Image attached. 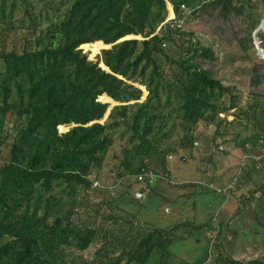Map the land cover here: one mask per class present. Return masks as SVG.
<instances>
[{
    "label": "trees",
    "instance_id": "trees-1",
    "mask_svg": "<svg viewBox=\"0 0 264 264\" xmlns=\"http://www.w3.org/2000/svg\"><path fill=\"white\" fill-rule=\"evenodd\" d=\"M168 3L178 15L193 0H72L52 24L54 42L21 53L0 51V139L12 138L10 158L0 166V264H55L65 247L91 246L96 230L73 220L63 195L92 186L90 176L113 144L112 131L127 126L132 147L124 150L122 165L133 174L136 158L142 166L153 153L165 159L157 138L166 135L172 115L191 133L201 122L218 124L235 107L236 87L195 63L214 59V52L168 20ZM212 3L225 15L250 17L253 10V0ZM167 41L180 43L179 61L165 54ZM82 48L90 58L106 49L91 60ZM158 57L177 68L173 82L165 80ZM130 81L146 86L145 101ZM99 98L117 103L107 118L110 104ZM64 125L70 129L60 133ZM170 244L168 232L156 231L127 264H146L154 249L165 253Z\"/></svg>",
    "mask_w": 264,
    "mask_h": 264
},
{
    "label": "rangeland",
    "instance_id": "rangeland-1",
    "mask_svg": "<svg viewBox=\"0 0 264 264\" xmlns=\"http://www.w3.org/2000/svg\"><path fill=\"white\" fill-rule=\"evenodd\" d=\"M213 1L193 0L178 15L168 3L167 18L212 49L214 59L198 57L195 63L236 87L235 107L221 114L218 124L201 122L191 133L172 115L166 135L157 138L165 159L153 153L142 166L136 158L133 174L122 165L124 150L132 147L127 126L112 131L113 144L103 166L91 174L92 186L78 188L69 198L63 195L64 209L79 226L95 229L97 238L85 251L65 247L63 260L55 264H127L139 243L156 231L168 232L171 244L165 253L154 249L146 264H228L226 258L264 262V28L256 34L262 53L253 37L264 18V0H253L250 17L225 15ZM71 2L0 0V51L21 53L54 42L52 24ZM162 47L180 60V43L167 41ZM157 59L165 80L173 82L177 68L164 57ZM130 83L142 90L140 102L145 101L146 86ZM99 100L110 104L107 118L117 103ZM58 129L64 133L70 126ZM11 142L0 139V166L10 158ZM142 172L148 176L143 182L138 179Z\"/></svg>",
    "mask_w": 264,
    "mask_h": 264
},
{
    "label": "water",
    "instance_id": "water-1",
    "mask_svg": "<svg viewBox=\"0 0 264 264\" xmlns=\"http://www.w3.org/2000/svg\"><path fill=\"white\" fill-rule=\"evenodd\" d=\"M264 28V18H263V20L261 21V23H260V25H259V27H258V29L254 32V34H253V37H254V43H255V45H256V48H257V50L260 52V53H262L263 52V50H262V48H260L259 47V44H260V41L257 39V36H256V34H257V32L260 30V29H263ZM125 39H128V38H125ZM122 40H124V39H122ZM121 40V41H122ZM109 47L108 48H110L111 47V45H108ZM104 49H106V48H104ZM103 64V63H102ZM100 65L103 69H107L106 67L104 68V64L103 65ZM110 113V112H109Z\"/></svg>",
    "mask_w": 264,
    "mask_h": 264
},
{
    "label": "built area",
    "instance_id": "built-area-1",
    "mask_svg": "<svg viewBox=\"0 0 264 264\" xmlns=\"http://www.w3.org/2000/svg\"><path fill=\"white\" fill-rule=\"evenodd\" d=\"M186 9V6L185 5H182V10H185ZM178 27H181V24L180 23H178V25H177ZM147 174L146 173H144V172H142V173H140L139 175H138V179H139V181H141V182H143V181H145L146 179H147ZM97 184V183H96Z\"/></svg>",
    "mask_w": 264,
    "mask_h": 264
}]
</instances>
